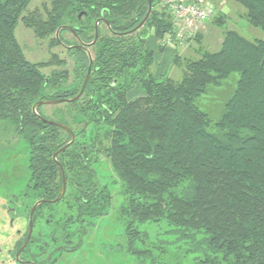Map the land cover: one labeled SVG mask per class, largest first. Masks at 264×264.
Returning a JSON list of instances; mask_svg holds the SVG:
<instances>
[{"label": "trees", "instance_id": "trees-1", "mask_svg": "<svg viewBox=\"0 0 264 264\" xmlns=\"http://www.w3.org/2000/svg\"><path fill=\"white\" fill-rule=\"evenodd\" d=\"M28 1L0 0V122L28 144L29 186L57 195L60 163L71 180L65 199L81 218L109 213L112 190L107 182L94 185L99 176L92 167L106 131L110 142L103 149L119 185V215L131 245L141 239L145 243L141 227L147 224L157 230L144 245L148 253L177 246L193 255V264H264V0H228L243 27L233 20L234 27L228 26L229 19L219 13L221 44L185 62L177 78L169 73L157 77L155 51L147 45L150 37L163 39L172 30L162 0H152L150 16L135 31L149 0H51L45 16L36 10L26 18L22 13ZM20 19L41 37L55 34L57 45L56 32L65 25L70 28L59 33L65 44L77 43L64 40L65 31L92 42L101 19L98 40L90 47L92 75L78 100L61 103L68 113L46 115L42 104L37 114L33 106L75 97L89 67L88 51L67 48L77 65L75 82L63 89L66 72L45 77L43 65L26 58L15 34ZM235 72L234 92L213 121L196 101ZM49 86L53 90L46 94ZM133 89L144 94L129 99ZM41 116L76 133L57 160L54 153L71 135Z\"/></svg>", "mask_w": 264, "mask_h": 264}, {"label": "rangeland", "instance_id": "rangeland-1", "mask_svg": "<svg viewBox=\"0 0 264 264\" xmlns=\"http://www.w3.org/2000/svg\"><path fill=\"white\" fill-rule=\"evenodd\" d=\"M212 1L220 8L226 6V11L222 13L227 21L229 19L228 26L234 27L232 20L238 22V26L241 25L240 16L236 11L237 7L235 5L230 4L231 2L228 0ZM45 6L50 7L51 0H29L22 16L26 18L32 17L31 15L36 10L41 11L42 15L45 16ZM161 7H163L162 4L160 5ZM217 18H212L206 22L199 34H196L179 48L167 46L161 38L150 37L147 45L155 51L154 70L157 77H162L168 73L174 78L180 77L185 68V62L199 57L202 51L216 50L221 44L224 34L223 27L217 24ZM242 23L245 24L244 21ZM252 31L257 32L251 29L250 33ZM15 34L26 58L31 62L43 65L41 71L45 77H50L54 71L66 72V80L62 81L60 85L63 89L69 88L75 82L76 57L67 48L53 43L55 34L41 37L23 19L19 20ZM62 37L70 43L76 41L71 32H63ZM55 56L59 60H64L65 63H53L56 60L54 59ZM237 80L238 74L236 72L232 73L220 85L208 87L207 91L197 99L198 106L206 111L213 121L219 119L225 103L234 92ZM52 90L53 87L49 86L45 93L48 94ZM143 94L144 92L140 89H133L129 92L128 98L135 99ZM68 108L65 104L45 105L42 108V112L51 116L58 111L68 113ZM3 125L5 123L0 122V230L5 227L7 221L6 213L4 212L6 203L9 204L11 199H15L16 196H21L24 191H27L26 187L31 177L29 168L30 149L27 142L15 132V129H6ZM100 137L102 149L93 163V167L99 177L94 178L93 183L94 185L97 184V180L104 184L107 182L113 193V202L109 213L106 215L98 218L85 217L82 219V223L84 222L88 232L84 236L81 248L69 254V258H72L69 260L74 263L79 260L80 264H193V255L187 256L184 250L177 246H166V251H163L165 247L161 246L157 250L148 253L149 249L144 245L154 238L157 230L147 224L141 227L143 229L141 230L143 234L141 238H144L145 243H142L143 239H141L131 245L132 241L128 237L126 228L119 215L121 202V197L118 193L119 185L114 183L116 175L103 149L110 141L106 131H102ZM66 203L59 204L57 213L59 220H65L69 217L65 206ZM71 215L74 216V214ZM14 235L13 230L9 228L7 235L8 247H12L15 239L20 237ZM79 239L78 235L75 238V242L79 241ZM137 248L143 252L137 254L135 252ZM5 250L7 249L4 248Z\"/></svg>", "mask_w": 264, "mask_h": 264}, {"label": "flooded vegetation", "instance_id": "flooded-vegetation-1", "mask_svg": "<svg viewBox=\"0 0 264 264\" xmlns=\"http://www.w3.org/2000/svg\"><path fill=\"white\" fill-rule=\"evenodd\" d=\"M100 22L98 27H102ZM69 32L73 34L77 41V43L69 46H80L81 44L87 43L76 37L74 32ZM62 46L65 47L64 45ZM90 47H88L89 51ZM90 53L93 56L91 51ZM67 99L70 98H60L56 100ZM86 133H91V130H86ZM61 152H59V154ZM82 153L84 154V152ZM58 165L61 171L62 184L57 195L54 196L53 194L40 193L35 189L36 187L34 185L33 187H29L31 183L30 177V181L26 187L27 191H24L21 196H16L15 199H11L9 204L6 203L4 212L6 213L5 216L7 221L5 227H2L0 230V252H2V254H0V264H80L79 260L77 263L70 261L69 259L72 258H69V254L81 248L84 236L88 231L87 227L84 226V222L82 223L83 217L81 218L78 214V210L69 204L67 198L65 199V196L70 190L69 184L71 180L67 179L66 170L62 164L58 163ZM64 178L66 182V190L62 197L57 200L62 190ZM59 181L60 180L58 179V182ZM63 202H67L65 206L67 207L69 217L65 220H59V218H57V213L59 204ZM71 214H74V216ZM23 226H25V228H23ZM9 228L13 230L15 234L14 236H20L15 239L12 247H8L9 241L7 235L9 233ZM78 235L80 239L75 242V238ZM4 248L7 250L4 251Z\"/></svg>", "mask_w": 264, "mask_h": 264}, {"label": "built area", "instance_id": "built-area-1", "mask_svg": "<svg viewBox=\"0 0 264 264\" xmlns=\"http://www.w3.org/2000/svg\"><path fill=\"white\" fill-rule=\"evenodd\" d=\"M171 16L172 30L162 39L167 46L179 48L198 34L202 26L226 11L212 0H162Z\"/></svg>", "mask_w": 264, "mask_h": 264}, {"label": "water", "instance_id": "water-1", "mask_svg": "<svg viewBox=\"0 0 264 264\" xmlns=\"http://www.w3.org/2000/svg\"><path fill=\"white\" fill-rule=\"evenodd\" d=\"M152 9H153V3H152V0H149V9H148V13H147L146 17L142 20V22H141L138 26H136V27H135L134 29H132L131 31H135V30L141 28V27L145 24L146 20L148 19V17L150 16V14H151V12H152ZM100 20H101V19H100ZM100 20H98V21L96 22L95 38H94V40H93L92 42H90V43L81 44L80 46H76V47H81V48H83V49H85V50L88 51V55H89V67H88L87 74H86V76H85V79H84L83 86H82L81 90L79 91V93H78L75 97L70 98V99H67L68 101H75V100H78V99L82 96V94L84 93V91H85V89H86V86H87V84H88V82H89V79H90V77H91V73H92V64H93V56H92V54L90 53L88 47L94 45V44L96 43V41L98 40V37H99V27H98V24H99ZM108 24H109V23H108ZM108 26H110V25H108ZM63 27L70 28L69 26H66V25H65V26H61L60 28H58V30H57V32H56V36H57L58 40L61 42L62 45H64L66 48H72L73 46H69V45L65 44V43L62 42L61 39H60V35H59V33H60V30H61ZM63 101H64V100H56V101L42 100V101H39V102H37V103L34 104V106H33V110H34L35 113H37V107L40 106V105H42V104H44V105H55V104H59V103H61V102H63ZM37 114H38V113H37ZM39 116H40V115H39ZM41 118H42L45 122H47V123H51V124H53V125H57V126L62 127L63 129L67 130V131L70 133V135H71V141H70L68 144H66L64 147H62L60 150H58L57 152H55V154H54V159H57V155L59 154V152L65 150L66 148H68V147L74 142L76 134L74 133V131L72 130V128H71L69 125H66V124H63V123H60V122H56V121H53V120H48V119H46V118H44V117H42V116H41ZM65 190H66V182H65V178H64V182H63L62 190H61L60 196L57 198V200L60 199V198L62 197V195L65 193ZM30 234H31V232H30ZM30 234H29V235H30Z\"/></svg>", "mask_w": 264, "mask_h": 264}, {"label": "crops", "instance_id": "crops-1", "mask_svg": "<svg viewBox=\"0 0 264 264\" xmlns=\"http://www.w3.org/2000/svg\"><path fill=\"white\" fill-rule=\"evenodd\" d=\"M149 42V41H148Z\"/></svg>", "mask_w": 264, "mask_h": 264}]
</instances>
